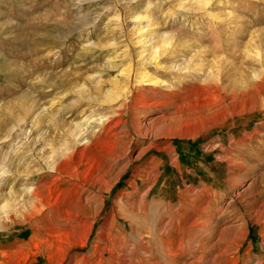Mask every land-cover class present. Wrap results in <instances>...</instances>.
I'll return each mask as SVG.
<instances>
[{
    "label": "rangeland",
    "instance_id": "rangeland-1",
    "mask_svg": "<svg viewBox=\"0 0 264 264\" xmlns=\"http://www.w3.org/2000/svg\"><path fill=\"white\" fill-rule=\"evenodd\" d=\"M174 1L0 0V264H264V0Z\"/></svg>",
    "mask_w": 264,
    "mask_h": 264
},
{
    "label": "bare ground",
    "instance_id": "bare-ground-1",
    "mask_svg": "<svg viewBox=\"0 0 264 264\" xmlns=\"http://www.w3.org/2000/svg\"><path fill=\"white\" fill-rule=\"evenodd\" d=\"M89 1V0H88ZM174 2H177V5H179V8L181 7V9H185V8H187V9H189V10H193V12L194 11H199L201 8H202V6H203V4H207L208 3V1L206 2V3H204V2H202V3H195V5L194 4H192L194 1L193 0H175ZM171 3V2H170ZM176 9V8H175ZM208 10V9H207ZM186 11H188V10H186ZM190 13V12H189ZM212 14V13H211ZM117 17V16H116ZM157 28V27H156ZM148 29V28H147ZM146 30H141V29H137L135 26H133L130 30H129V35L132 37V41L135 43V44H139V43H141L142 41H144V37H142L143 35H144V32H145ZM160 31V30H159ZM116 34V33H115ZM113 36V35H112ZM151 40H155V41H158V40H165L166 39V36H161L160 34H158V35H156V36H152L151 38H150ZM149 39V40H150ZM181 40H182V38H180ZM114 42V41H113ZM115 44V43H114ZM127 50V49H126ZM126 50H125V52H126ZM124 51V50H123ZM139 53H140V56H139V60H146V57L144 56V54H143V50L142 51H139ZM130 69V68H129ZM126 72V71H125ZM128 73H130V72H128ZM125 74H127V72L125 73ZM148 75V74H147ZM143 76V75H142ZM143 78H146L145 76L143 77ZM148 80H150L149 78H147ZM145 81L146 79H140V82H142V81ZM147 81V80H146ZM151 82V81H150ZM149 82V83H150ZM153 82V81H152ZM135 83V82H134ZM148 83V84H149ZM128 84V83H127ZM134 92V91H133ZM131 94H132V90H131V87H128V89L126 90V93H125V95H124V97H125V100H128L129 101V98H130V96H131ZM133 95V94H132ZM123 105H125L126 107L128 106V103L126 102V103H124ZM144 116H147V114H145ZM253 119V118H252ZM26 123H27V121H26ZM83 132V131H82ZM24 135V134H23ZM142 156V155H141ZM171 157V156H170ZM173 160V159H172ZM171 160V161H172ZM174 162L176 163V164H178V160H177V162L174 160ZM174 162H172L173 164H174ZM178 166V165H177ZM176 166V167H177ZM175 167V166H174ZM138 170H139V168H138ZM147 170V169H146ZM136 172V171H135ZM151 172V171H150ZM137 174V173H136ZM139 174H141L142 175V173H139ZM150 174V173H149ZM153 174V173H152ZM3 176V175H2ZM138 176H136L135 177V179H134V181L132 180V183L134 184V183H137V180H138V178H137ZM145 177V176H144ZM148 177V176H147ZM160 177V174H157V175H153V176H149V178H148V182H149V180L150 181H153V182H155L158 178ZM131 181V180H130ZM158 182V181H157ZM117 183V182H116ZM147 184V181H144V185H146ZM156 186V185H155ZM132 187V186H131ZM148 187H150L151 188V185L150 186H148ZM154 187V186H153ZM149 189V188H148ZM203 190H204V188H202ZM205 189H208V188H205ZM134 190V189H133ZM112 191V188L111 189H109V190H107V192L108 193H110ZM138 191V190H137ZM136 191V192H137ZM151 191H152V188L148 191L147 190V192L145 193V195L147 196V197H149V195H150V193H151ZM207 191V190H206ZM129 192V191H128ZM140 192V191H139ZM196 192V191H195ZM191 193V192H190ZM14 194V193H13ZM17 194V193H16ZM126 194V193H125ZM128 194V193H127ZM194 194V193H193ZM131 195V194H130ZM122 198V197H121ZM126 198V197H125ZM142 199V198H141ZM148 200H150V199H148ZM155 200V203L156 204H159V203H161V202H166L167 200L165 199V196L164 197H162V198H158V200L157 199H154ZM144 201V203L146 202L145 200H143ZM153 201V200H152ZM151 201V202H152ZM124 202H126V201H124ZM169 202V201H168ZM143 203V202H142ZM147 203V202H146ZM105 204H106V202H105V200H102V202L99 204V207L97 208V210H96V216L99 214H101L102 213V211H103V208H104V206H105ZM127 204V203H126ZM139 205H141V204H139ZM169 205V204H168ZM144 206V205H143ZM178 206V205H177ZM181 206V205H180ZM144 208H145V206H144ZM143 208V209H144ZM175 208H177V207H175ZM202 208V207H201ZM141 209L138 205H135V203L133 202V203H131V202H129L128 203V207H126V206H119V208L118 209H114L113 208V210H112V214L109 212L108 213V215L109 214H111V218H112V220H113V222L114 223H118V221H123L126 225L130 222L132 225L133 224H135V223H138L139 222V220L142 218V217H144V216H147L148 215V213H147V211L144 209ZM172 209H174V208H172ZM183 209V208H182ZM150 210H152V209H150ZM166 211V210H165ZM175 211V210H174ZM174 213H176V211L174 212ZM179 213V212H178ZM103 214V213H102ZM156 214V213H155ZM179 214H181V213H179ZM157 215V214H156ZM168 215V214H167ZM208 215V214H207ZM181 216V215H180ZM172 217V216H171ZM156 218V217H155ZM162 219H163V217H162ZM178 219V218H177ZM172 220H174L173 218H172ZM143 221V220H142ZM170 221V220H169ZM176 221V220H175ZM188 221V220H187ZM141 222V221H140ZM174 222V221H173ZM145 223V222H144ZM164 223V221H161V225ZM169 223V222H168ZM175 223V222H174ZM143 224V223H142ZM166 225H168V224H166ZM173 225V224H172ZM172 225H171V228L173 229V227H172ZM93 226V225H92ZM113 226V225H112ZM148 226V225H147ZM169 226V225H168ZM143 227V226H142ZM201 227V226H200ZM209 227V226H208ZM170 228V227H169ZM141 229H143V228H141ZM164 229H166V228H164ZM127 230H128V228H127ZM134 231V230H133ZM139 231V230H138ZM161 231V230H160ZM147 232H148V230H147ZM89 234H90V232H89ZM88 234V235H89ZM157 234H160V233H157ZM138 235V234H137ZM145 236H147V235H145ZM114 237V236H113ZM137 237H139V236H137ZM140 237H142V236H140ZM148 238V237H147ZM149 238H150V236H149ZM152 238V237H151ZM143 239V238H142ZM145 239V238H144ZM180 239V238H179ZM138 241V240H137ZM141 241H143V240H141ZM154 241V240H153ZM235 241V240H234ZM143 243H145V242H143ZM179 243V242H178ZM84 245H86V243H84ZM145 245V244H144ZM136 246V245H135ZM143 246V245H142ZM149 246L147 245V248H148ZM133 249V248H132ZM238 249V248H237ZM116 249L115 248H112L111 249V255L113 254V252L115 251ZM130 250V249H129ZM139 250V249H138ZM147 251H148V249H147ZM223 251V250H222ZM128 252V251H127ZM130 252V251H129ZM117 254V253H116ZM115 255V254H114ZM124 255V254H123ZM118 256V255H117ZM114 257H116V256H114ZM120 257V256H119ZM102 258V257H101ZM119 259V258H118ZM104 260V259H103ZM110 260H112V259H110ZM139 260V259H138ZM122 261V262H121ZM121 264H127V262H129L130 263V259L128 258V256H126V255H124V256H122L121 257ZM102 262V261H101ZM117 262H118V260H117ZM140 262V261H139ZM99 263V262H98ZM133 263V262H132ZM110 264H118V263H116V262H111Z\"/></svg>",
    "mask_w": 264,
    "mask_h": 264
}]
</instances>
